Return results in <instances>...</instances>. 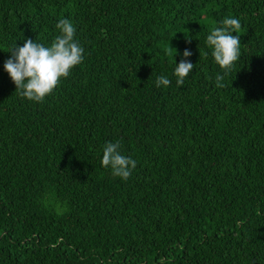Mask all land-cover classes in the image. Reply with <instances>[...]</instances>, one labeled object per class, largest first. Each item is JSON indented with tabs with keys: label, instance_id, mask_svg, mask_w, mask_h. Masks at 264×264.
Instances as JSON below:
<instances>
[{
	"label": "trees",
	"instance_id": "obj_1",
	"mask_svg": "<svg viewBox=\"0 0 264 264\" xmlns=\"http://www.w3.org/2000/svg\"><path fill=\"white\" fill-rule=\"evenodd\" d=\"M227 17L225 74L204 41ZM63 18L84 61L29 101L7 51ZM0 51V264H264V0H0ZM116 141L127 180L100 163Z\"/></svg>",
	"mask_w": 264,
	"mask_h": 264
},
{
	"label": "clouds",
	"instance_id": "obj_2",
	"mask_svg": "<svg viewBox=\"0 0 264 264\" xmlns=\"http://www.w3.org/2000/svg\"><path fill=\"white\" fill-rule=\"evenodd\" d=\"M241 27L238 18L227 17L220 22V26L212 27L205 37L206 48L210 50L215 64L224 70L225 74L239 59L241 41L236 33ZM55 29L57 35L48 45L25 39L22 45L15 44L7 51L11 55L4 61L3 69L15 85V91L29 101L42 102L62 79L70 75L74 67L84 61L85 49L76 39V27L73 22L68 18L60 19ZM174 50L176 55V49ZM208 54L209 52L205 53ZM191 55L192 52L185 49L180 62L174 61L172 76L175 77L178 88L183 86L185 78L194 68L193 63L188 60ZM215 80L217 86H222L223 75L218 73ZM171 83V79L165 75H159L155 80L158 88H166ZM100 163L110 170L112 176L122 180H127L137 166L135 159L122 153L119 141L104 144Z\"/></svg>",
	"mask_w": 264,
	"mask_h": 264
}]
</instances>
